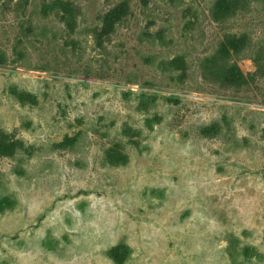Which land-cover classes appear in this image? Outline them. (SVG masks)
<instances>
[{"label": "rangeland", "instance_id": "rangeland-1", "mask_svg": "<svg viewBox=\"0 0 264 264\" xmlns=\"http://www.w3.org/2000/svg\"><path fill=\"white\" fill-rule=\"evenodd\" d=\"M217 2L0 0V264H264V0Z\"/></svg>", "mask_w": 264, "mask_h": 264}, {"label": "trees", "instance_id": "trees-1", "mask_svg": "<svg viewBox=\"0 0 264 264\" xmlns=\"http://www.w3.org/2000/svg\"><path fill=\"white\" fill-rule=\"evenodd\" d=\"M230 0H218L215 7L214 18L216 20L227 19L231 12ZM127 4H120L116 6L109 14L105 21V24L101 30L99 41L103 36L113 33L115 26L124 19L128 11ZM227 48L221 50V57L217 54L211 57V67L212 75H214L216 81L221 84H225L228 87L242 88L249 85V82L253 79V74L244 75L240 68L231 61V51L233 53H238L241 47V40L236 37H232L226 44ZM177 61L171 63L172 65H177ZM221 62V64H219ZM118 154L115 150H110L107 154L109 161L113 162L112 159ZM112 258L119 264L123 263L124 259L121 257L119 251L114 249L112 252Z\"/></svg>", "mask_w": 264, "mask_h": 264}]
</instances>
